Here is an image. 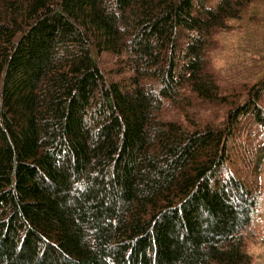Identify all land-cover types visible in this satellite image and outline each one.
<instances>
[{"label":"trees","instance_id":"1","mask_svg":"<svg viewBox=\"0 0 264 264\" xmlns=\"http://www.w3.org/2000/svg\"><path fill=\"white\" fill-rule=\"evenodd\" d=\"M263 10L0 0V264H250L264 52L241 87L214 56L216 36L248 12L264 25Z\"/></svg>","mask_w":264,"mask_h":264},{"label":"rangeland","instance_id":"2","mask_svg":"<svg viewBox=\"0 0 264 264\" xmlns=\"http://www.w3.org/2000/svg\"><path fill=\"white\" fill-rule=\"evenodd\" d=\"M214 1L206 0L207 3H213ZM251 13L248 12L241 20L232 22L230 29L228 28L215 37V43L218 44V52L214 56V61L216 60L215 72L221 83L227 82L230 83V86L241 87V85L250 83L256 77L255 73L251 74L254 70L250 73L247 70L253 67V61L257 58L254 52H264V25L258 27L250 21ZM260 14L263 15L264 10L260 11ZM263 60L259 58L258 65ZM101 65L102 69L108 71L111 75L116 67L111 55L106 54L102 56ZM239 141L241 143L242 136L237 137L233 142V145H235L233 155L238 165L237 170L242 172L241 175L252 176L251 167L244 166L243 148L239 145ZM255 177L256 180L253 181V184L256 186V191L258 190L260 193V206L245 241V250L251 258L250 264H264V157Z\"/></svg>","mask_w":264,"mask_h":264}]
</instances>
